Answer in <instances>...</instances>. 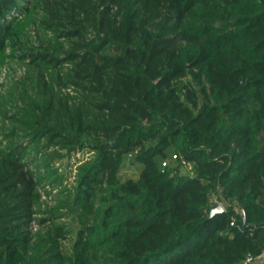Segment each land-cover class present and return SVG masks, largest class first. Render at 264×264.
I'll return each instance as SVG.
<instances>
[{"label":"trees","instance_id":"1","mask_svg":"<svg viewBox=\"0 0 264 264\" xmlns=\"http://www.w3.org/2000/svg\"><path fill=\"white\" fill-rule=\"evenodd\" d=\"M22 1L0 0V46ZM50 14L62 56L38 63L69 65L77 96L44 109L38 131L57 151L96 155L68 205L83 224L74 255L64 226L36 234L35 174L22 148L0 151V264L261 257L264 0H69Z\"/></svg>","mask_w":264,"mask_h":264},{"label":"rangeland","instance_id":"2","mask_svg":"<svg viewBox=\"0 0 264 264\" xmlns=\"http://www.w3.org/2000/svg\"><path fill=\"white\" fill-rule=\"evenodd\" d=\"M68 2L23 0L22 10L8 23L10 36L0 46V151L22 148L24 159L38 181L41 196L35 208V233L44 234L55 225L64 226L65 233L60 238L62 249L65 254L74 255V245L83 223L77 213L68 210V205L96 155L88 149L72 153L57 151L40 136L38 130L42 125L37 122L51 103L55 102L60 108L62 102L72 101L77 96L75 89L65 85L63 79L69 65L54 69L45 63L39 64L37 59L44 54L62 56L61 51L55 53V48H60L58 42L62 41L52 30L50 12L64 8ZM193 168V164L187 163L184 172L192 174ZM136 172V168H132L124 174L131 176ZM96 189L94 210L99 205L101 185ZM86 212L93 222L94 213ZM39 220H45V227L40 226Z\"/></svg>","mask_w":264,"mask_h":264},{"label":"built area","instance_id":"3","mask_svg":"<svg viewBox=\"0 0 264 264\" xmlns=\"http://www.w3.org/2000/svg\"><path fill=\"white\" fill-rule=\"evenodd\" d=\"M174 158L176 159V158H178V156H177V155H174ZM186 164H187V163H185V165H186ZM189 164H190V163H189ZM164 165L166 166V165H167V162H164ZM214 201L216 202V204L219 203L217 200H214ZM255 261H256V259H255L254 257L249 256V257L246 259V261H245L244 264H253Z\"/></svg>","mask_w":264,"mask_h":264},{"label":"water","instance_id":"4","mask_svg":"<svg viewBox=\"0 0 264 264\" xmlns=\"http://www.w3.org/2000/svg\"><path fill=\"white\" fill-rule=\"evenodd\" d=\"M224 207L222 206V204H216L213 209H212V213H214L215 211H223Z\"/></svg>","mask_w":264,"mask_h":264},{"label":"crops","instance_id":"5","mask_svg":"<svg viewBox=\"0 0 264 264\" xmlns=\"http://www.w3.org/2000/svg\"><path fill=\"white\" fill-rule=\"evenodd\" d=\"M256 264H264V254L256 260Z\"/></svg>","mask_w":264,"mask_h":264}]
</instances>
